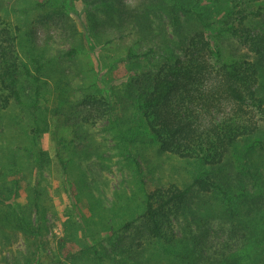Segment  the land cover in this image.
Segmentation results:
<instances>
[{"label": "trees", "instance_id": "trees-1", "mask_svg": "<svg viewBox=\"0 0 264 264\" xmlns=\"http://www.w3.org/2000/svg\"><path fill=\"white\" fill-rule=\"evenodd\" d=\"M217 1L169 0L166 15L175 39L167 42L163 61L136 73L138 56L128 51L127 60L134 62L122 84L130 102L126 116H118L108 98L84 93L75 105L57 106L50 115V120L66 117L71 108L86 113L77 121L65 119L72 121L70 137L59 134L58 126L36 121L46 61L22 52L18 35L0 15V120L6 109L25 104L35 123L29 132L34 181L24 205L16 201L22 190L20 138L8 140L3 156L0 264H264V28L248 25L260 17L261 8L245 5L258 0H230L216 29L210 13ZM84 2L100 26L122 29L129 22L143 34L152 30L149 5L133 10L124 0ZM59 11L53 9L46 18L62 24ZM217 34L234 38L245 52L223 59L213 45ZM104 118L112 121L120 143L155 146L161 154L189 160L195 169L186 183L149 187L139 176L142 199L114 201L97 220V213L86 217L78 207L81 185L75 181L78 193L65 210L63 235L45 257L51 204L43 199L41 179L51 168L64 188L71 187L74 159L68 150L83 143L81 124ZM47 132L50 151L41 147ZM19 242L23 248L13 250Z\"/></svg>", "mask_w": 264, "mask_h": 264}, {"label": "rangeland", "instance_id": "rangeland-1", "mask_svg": "<svg viewBox=\"0 0 264 264\" xmlns=\"http://www.w3.org/2000/svg\"><path fill=\"white\" fill-rule=\"evenodd\" d=\"M43 2L44 7H40ZM124 2L133 10H140L149 5V14L152 15L149 19L151 32L143 34L129 22L124 23L122 29H112L108 26L105 28V24L102 23L100 26L96 18L90 19L89 12H92L84 0H0V15L18 35L22 52L28 51L31 60L35 55L40 57V61H46L43 71L45 75L42 78L44 80L42 99L39 108L34 112L36 121L48 122L50 127L58 126L59 134L70 137L72 121L67 125L65 119L69 117L77 121L81 119L80 117L86 116V113L80 108H71L68 113L65 112L66 117H53L50 120L52 117L50 115L57 106L66 110L69 105L70 107L75 105L78 98L87 92L108 98L110 102L115 103L117 115L126 116L130 102L124 96L122 84L128 79L127 69L130 63L134 62L127 60L129 49L132 54L138 56L135 58L139 63L136 73L150 71L163 61L167 42L175 38L166 15V11L169 10L165 6L170 5L169 0ZM229 5L230 0H218L211 6L210 19L213 28L217 29L225 18ZM245 5L250 9L261 8L260 17L250 20L248 25L256 31L260 27L264 28V0L250 1ZM53 9L62 10L63 13L59 11L62 24L58 25L56 18L52 20L46 18ZM161 9L165 12H160ZM29 38L34 44V50L29 46ZM212 39L213 45L218 46L223 59L227 60L233 55L245 52V48H240L235 39L228 35L217 34ZM91 43L93 48L89 46ZM71 51L72 55L66 56V53ZM25 59L30 66V58ZM27 99L25 98V101ZM76 111L82 112L77 114ZM34 124L33 114L25 104L6 109L0 120V145L6 143L4 150H0V171L5 170L6 160L3 156L9 152L8 140L20 138L22 150L17 154L18 169L24 178L21 174L18 176L22 190L16 201L21 205L26 203L27 188L29 185L32 186L34 181V171L29 158V132ZM113 128L112 121L108 118L91 119L81 124L78 135H81L83 143L78 141L75 147L71 146L68 150V156L74 159L68 176L72 186L68 189L62 186L59 175H56L53 169L45 170L48 175L45 174L41 179V185L46 191L43 199L48 202L46 204H51L47 214L49 228L45 236L50 245L45 257L51 256L56 241L63 235L65 210L70 207L73 195L78 193L75 181L81 185L77 194L80 199L78 207L86 217L97 213L95 220L100 213L105 215L102 208L110 207L114 201L142 199L139 176L149 187L189 181L195 169L192 162L161 154L155 146L146 144L126 146L120 143ZM41 147L50 151L51 141L48 132L41 135ZM93 228L96 226L93 225ZM23 245V242H19L18 246L17 244L13 246V250L16 247L23 248Z\"/></svg>", "mask_w": 264, "mask_h": 264}]
</instances>
